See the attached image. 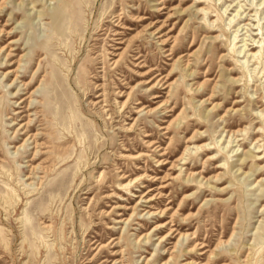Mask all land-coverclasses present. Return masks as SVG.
I'll list each match as a JSON object with an SVG mask.
<instances>
[{
  "label": "rangeland",
  "instance_id": "374dc122",
  "mask_svg": "<svg viewBox=\"0 0 264 264\" xmlns=\"http://www.w3.org/2000/svg\"><path fill=\"white\" fill-rule=\"evenodd\" d=\"M157 1L0 0V264H264V0Z\"/></svg>",
  "mask_w": 264,
  "mask_h": 264
},
{
  "label": "bare ground",
  "instance_id": "6f19581e",
  "mask_svg": "<svg viewBox=\"0 0 264 264\" xmlns=\"http://www.w3.org/2000/svg\"><path fill=\"white\" fill-rule=\"evenodd\" d=\"M181 1H184V0H181ZM166 3V0H159V1H157V4L158 5H160V6H158V9L156 10V14H162V12H161V10H163L165 7H164V4ZM149 13V12H148ZM141 14V13H140ZM114 22H116L115 23V25L116 26H119V27H122V23H121V21H122V17L120 16V13L119 14H115L114 16ZM147 18H149V17H147L146 15H143V16H140V15H135L133 18H130V19H127V20H131V21H142V20H144V19H147ZM155 22H157V24L160 22V21H155ZM164 22H161V24L156 28V30H157V32L156 33H159L162 29H163V24ZM154 25H156V24H152V23H150L149 24V27H152V26H154ZM149 27H146L145 28V30L146 29H148ZM125 32V31H124ZM153 33H155V31H153ZM116 35H118V34H120V32H116L115 33ZM159 35V37H161L162 38V36H165L166 34L165 33H160V34H158ZM125 42V40H122V38H120L116 43L117 44H123ZM167 43H168V37L167 38H165V39H162L161 40V44L162 45H167ZM118 46V45H117ZM255 47H257V46H252V49L253 48H255ZM115 49H118V48H115ZM166 51V50H165ZM116 55V54H115ZM166 55H169V53H167ZM118 56H119V54H118ZM141 58V57H140ZM136 59H139V57H137ZM114 61H116V60H114ZM165 78V76H163V75H161L157 80H158V83L159 82H161V81H163V79ZM164 84H166V81H164ZM170 86V84H166L164 87H169ZM154 97H158V96H154Z\"/></svg>",
  "mask_w": 264,
  "mask_h": 264
}]
</instances>
